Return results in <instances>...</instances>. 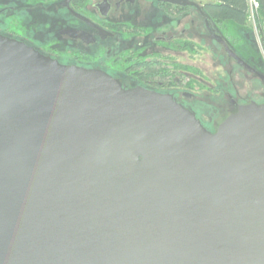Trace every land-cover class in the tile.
<instances>
[{"label":"water","instance_id":"1","mask_svg":"<svg viewBox=\"0 0 264 264\" xmlns=\"http://www.w3.org/2000/svg\"><path fill=\"white\" fill-rule=\"evenodd\" d=\"M0 264H264V103L211 132L0 33Z\"/></svg>","mask_w":264,"mask_h":264},{"label":"flooded vegetation","instance_id":"2","mask_svg":"<svg viewBox=\"0 0 264 264\" xmlns=\"http://www.w3.org/2000/svg\"><path fill=\"white\" fill-rule=\"evenodd\" d=\"M195 1L200 6L165 0H0V33L63 64L101 69L127 89L172 95L215 132L239 105L264 103V63L240 55L221 24L208 18L204 3ZM242 27L252 35L248 23ZM209 41L228 67L217 89L227 95L219 122L213 115L206 119L199 95L213 84L200 65L204 60L192 59L193 48H207ZM249 78L248 91L242 92Z\"/></svg>","mask_w":264,"mask_h":264},{"label":"rangeland","instance_id":"3","mask_svg":"<svg viewBox=\"0 0 264 264\" xmlns=\"http://www.w3.org/2000/svg\"><path fill=\"white\" fill-rule=\"evenodd\" d=\"M200 3H204L203 0H197ZM221 24V31L230 36L233 43L236 46V49L240 55H242L245 59H260L264 63V57L263 54L258 46V43L255 39L254 32L253 36L248 35V32L244 30V27L237 26L234 23L231 22H224ZM251 36V37H250ZM250 37V38H249ZM250 43L248 42V40ZM211 42L207 43V48L205 47H198V49L193 48L192 54H193V62L196 64H199L197 61L202 58L204 60V63H201L200 65L204 68V70L207 72L208 80L210 84H213L212 88H207V93L199 95V100L201 102V106L205 110L206 119L210 115H213V120L215 122H219L223 119L224 114L221 112L220 109L222 107L220 104H224L227 100V95L220 93L221 91L217 90L219 86V83H222L223 79L227 78V70L228 67L225 64H222L219 62L218 58L215 56L213 52L210 50ZM253 77V76H252ZM244 88L240 89L242 92H247L249 84L252 82V78L247 79ZM257 81V80H256Z\"/></svg>","mask_w":264,"mask_h":264},{"label":"trees","instance_id":"4","mask_svg":"<svg viewBox=\"0 0 264 264\" xmlns=\"http://www.w3.org/2000/svg\"><path fill=\"white\" fill-rule=\"evenodd\" d=\"M208 18L212 22H231L242 27L248 23V0H203ZM259 12L264 17V0H258ZM253 36V31L249 26ZM254 37V36H253Z\"/></svg>","mask_w":264,"mask_h":264},{"label":"built area","instance_id":"5","mask_svg":"<svg viewBox=\"0 0 264 264\" xmlns=\"http://www.w3.org/2000/svg\"><path fill=\"white\" fill-rule=\"evenodd\" d=\"M248 24L254 32L255 39L264 57V17L259 12L258 0H248Z\"/></svg>","mask_w":264,"mask_h":264}]
</instances>
